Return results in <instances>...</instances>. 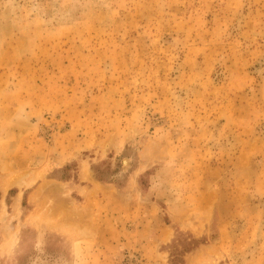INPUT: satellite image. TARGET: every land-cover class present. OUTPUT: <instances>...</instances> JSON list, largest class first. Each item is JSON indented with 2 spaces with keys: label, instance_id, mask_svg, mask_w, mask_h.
Returning <instances> with one entry per match:
<instances>
[{
  "label": "rangeland",
  "instance_id": "rangeland-1",
  "mask_svg": "<svg viewBox=\"0 0 264 264\" xmlns=\"http://www.w3.org/2000/svg\"><path fill=\"white\" fill-rule=\"evenodd\" d=\"M175 251L264 264V0H0V264Z\"/></svg>",
  "mask_w": 264,
  "mask_h": 264
},
{
  "label": "crops",
  "instance_id": "crops-1",
  "mask_svg": "<svg viewBox=\"0 0 264 264\" xmlns=\"http://www.w3.org/2000/svg\"><path fill=\"white\" fill-rule=\"evenodd\" d=\"M77 176L80 181L79 185L75 184L71 186V184L68 182L63 184L61 183V185L62 186L68 185L70 187V192H75L79 197L83 199V202H88L89 198H92L95 195V193L98 194V192L106 191L107 194L108 189H106V187L102 183L96 181L88 170L84 168L81 169L80 172H78ZM46 180L52 181L51 179H46ZM41 188L42 185L38 183L33 193H35V195L40 193ZM104 197L105 196H103V198ZM58 229L59 228H57V232L59 234L63 232L61 231L62 230L61 228L59 230Z\"/></svg>",
  "mask_w": 264,
  "mask_h": 264
},
{
  "label": "trees",
  "instance_id": "trees-1",
  "mask_svg": "<svg viewBox=\"0 0 264 264\" xmlns=\"http://www.w3.org/2000/svg\"><path fill=\"white\" fill-rule=\"evenodd\" d=\"M178 242H180V244L183 245V248L184 249L187 248L189 250V247H191L195 243H197V240H195V239H189V240L183 239L182 241H178ZM175 247H176V245H175ZM175 254H176V251H175ZM171 261H172L173 264H183V261H181L180 259H178L177 254L176 255L173 254V257H172V260Z\"/></svg>",
  "mask_w": 264,
  "mask_h": 264
}]
</instances>
